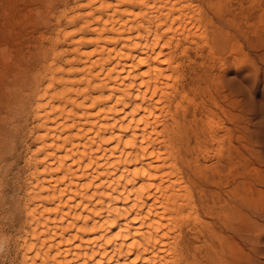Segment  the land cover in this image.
<instances>
[{
  "label": "bare ground",
  "instance_id": "bare-ground-1",
  "mask_svg": "<svg viewBox=\"0 0 264 264\" xmlns=\"http://www.w3.org/2000/svg\"><path fill=\"white\" fill-rule=\"evenodd\" d=\"M232 1L66 0L55 29L41 34L33 72L3 85L0 255L13 247L21 259L11 264H214L193 247L207 213L198 183L222 178L209 161L230 166L246 144L236 147L240 128L224 123L216 99L198 100L227 70L221 51L238 62L239 37L225 28L236 27L232 13L222 14L221 34L206 9ZM255 37L262 48L264 34ZM254 135L242 185L249 210L264 216V114ZM20 156L21 197L8 209ZM243 206L241 194L240 214ZM15 214L22 222L6 232Z\"/></svg>",
  "mask_w": 264,
  "mask_h": 264
},
{
  "label": "rangeland",
  "instance_id": "rangeland-1",
  "mask_svg": "<svg viewBox=\"0 0 264 264\" xmlns=\"http://www.w3.org/2000/svg\"><path fill=\"white\" fill-rule=\"evenodd\" d=\"M238 1L233 0L229 7L221 2L226 9H221V12L218 4L213 8L210 4L203 5L207 6L209 16L214 18L215 24L221 27V34L222 17L225 13H232L229 18L234 20L236 27H229L225 23V28L229 29L230 35L239 37V47L233 54L234 58H238L235 64L228 58V49L221 51L222 58L227 59V70L220 74L222 79L220 83L215 84L211 93H203L205 97L198 102L206 101L212 105L210 101L216 99L229 114L227 117L220 115L225 120L224 123L231 128L228 120L233 121L235 118L236 126L240 128L232 129L236 147H239V143L246 145L239 147L235 152L236 157L230 166L225 157L218 165L209 161L210 167H218L223 176L209 177L207 181L198 183L206 198L207 213L202 215L205 223L204 237L200 240L202 242H195L193 247L199 248L197 252L200 257L209 252V258L213 259L214 264H264V216L257 210L252 212L248 208L252 196L249 186H243L242 183L252 175H247L248 168L241 167L243 158L246 159L245 162L250 158L246 147H249V140L255 137L264 114V63L257 61L264 54V46L258 47L255 37L257 33L264 34V17L261 23L259 20V9L264 8V0H243L242 8L236 9ZM65 4L66 0H0V110H3L8 102V97L3 96L6 84L24 79L28 72H33L40 61V50L44 44L41 34L48 36L52 33L56 26L55 17L64 9ZM212 28L213 31L216 30L215 26ZM220 41L222 40L219 38L217 42ZM255 73L258 77H255ZM260 142L264 143L262 139ZM21 151L22 149L18 153L23 156ZM240 152L243 155L239 154ZM20 158L21 156L16 161L18 163L13 165V172L8 178L10 184L4 192L8 209L13 199L18 200L21 197L18 189L14 187V176L18 169L24 166ZM263 177L262 175L261 178ZM250 181L253 184L252 178ZM241 194L244 195L247 206L241 208L240 214L238 203ZM21 222L22 217L15 214L11 220L5 222V231L11 232ZM20 259V254L16 255L12 247L9 253L0 255V264H11L12 261L17 263Z\"/></svg>",
  "mask_w": 264,
  "mask_h": 264
},
{
  "label": "snow or ice",
  "instance_id": "snow-or-ice-1",
  "mask_svg": "<svg viewBox=\"0 0 264 264\" xmlns=\"http://www.w3.org/2000/svg\"><path fill=\"white\" fill-rule=\"evenodd\" d=\"M93 264H95V262L93 261Z\"/></svg>",
  "mask_w": 264,
  "mask_h": 264
}]
</instances>
